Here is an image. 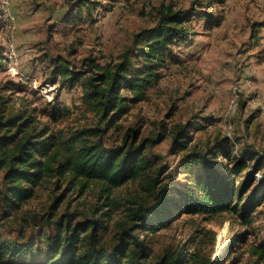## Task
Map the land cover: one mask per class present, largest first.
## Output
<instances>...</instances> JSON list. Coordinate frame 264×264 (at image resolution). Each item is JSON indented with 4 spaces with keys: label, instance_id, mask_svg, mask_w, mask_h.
<instances>
[{
    "label": "rangeland",
    "instance_id": "374dc122",
    "mask_svg": "<svg viewBox=\"0 0 264 264\" xmlns=\"http://www.w3.org/2000/svg\"><path fill=\"white\" fill-rule=\"evenodd\" d=\"M96 1L100 7L91 18L76 23L69 11L74 0H7L6 5L0 0V99H5L8 112L26 109L36 120H44L41 109H47L48 102L57 97L70 113L69 119L50 124L57 128L75 124L82 91L77 84L62 83L59 76L52 75L54 60L60 58L77 69L90 55L101 64L116 60L131 44L134 33L154 25L161 3L187 9L204 5L206 0ZM211 11L219 23L204 27L205 20H190L189 37L174 45V57L161 70L148 99L132 105L119 120V129L107 133L109 145L122 144L129 128L138 130L137 143L161 135L145 151L153 163L149 175L157 174L179 189L190 173L178 166L181 153L173 147L172 134L185 123L192 126L189 145H211L217 137L227 136L235 150L248 151L253 160L262 159L253 177H264V0L215 1ZM217 160L224 161L220 156ZM146 179L114 191L121 207L107 221L106 240L128 221L125 209L146 198ZM43 187L17 215L1 220L7 221L6 236L16 235L18 223L26 232L34 230L32 215L43 213L54 197L58 198L54 201L57 214L68 212L75 219L93 215L95 192L91 188L81 194L65 185ZM252 217L250 223L241 225L226 213H182L154 233L139 231V237L149 245L152 260L166 249L185 245L211 264H254L248 247L264 243V201Z\"/></svg>",
    "mask_w": 264,
    "mask_h": 264
},
{
    "label": "trees",
    "instance_id": "16d2710c",
    "mask_svg": "<svg viewBox=\"0 0 264 264\" xmlns=\"http://www.w3.org/2000/svg\"><path fill=\"white\" fill-rule=\"evenodd\" d=\"M215 1L187 9L161 3L154 25L134 33L131 44L116 60L101 64L90 55L80 69L60 58L54 60L52 75L59 76L62 83L77 84L82 91L75 124L64 128L50 124L69 119L70 113L59 105L57 97L48 102L47 109H41L44 120H36L26 109L8 112L5 99H0V264H211L185 245L166 249L152 260L151 249L139 231L154 233L182 213H226L239 219L238 224L251 222L264 201V177H253L262 159L253 160L248 151L235 150L227 136L217 137L211 145H189L190 123L174 128L172 144L181 153L178 166L190 173L181 189L157 174L149 175L153 163L145 151L161 135L137 143L138 130L129 128L122 144L107 142L108 131L119 129V120L131 106L148 99L161 70L174 57V45L189 37L190 20L201 18L204 27L219 23L211 11ZM99 4L74 0L71 20L77 23L91 18ZM219 156L224 161H218ZM145 177L146 198L125 209L128 221L106 240L107 221L121 207L114 191ZM45 185H65L81 194L91 188L95 192L93 215L75 219L68 212L57 214L58 198L54 197L43 213L32 215L34 230L26 232L18 223L16 235L6 236L3 228L7 221L1 220L17 215ZM248 253L254 264H264V243L250 244Z\"/></svg>",
    "mask_w": 264,
    "mask_h": 264
},
{
    "label": "built area",
    "instance_id": "2783aa9c",
    "mask_svg": "<svg viewBox=\"0 0 264 264\" xmlns=\"http://www.w3.org/2000/svg\"><path fill=\"white\" fill-rule=\"evenodd\" d=\"M2 4L6 5L7 4V0H2Z\"/></svg>",
    "mask_w": 264,
    "mask_h": 264
}]
</instances>
